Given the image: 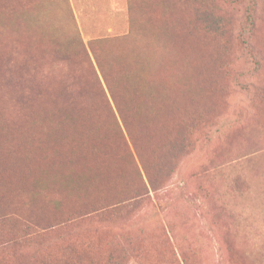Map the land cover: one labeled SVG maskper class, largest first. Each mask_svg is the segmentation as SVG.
<instances>
[{"label":"rangeland","instance_id":"374dc122","mask_svg":"<svg viewBox=\"0 0 264 264\" xmlns=\"http://www.w3.org/2000/svg\"><path fill=\"white\" fill-rule=\"evenodd\" d=\"M249 2L0 0V264H264V0L258 66L237 37Z\"/></svg>","mask_w":264,"mask_h":264},{"label":"trees","instance_id":"16d2710c","mask_svg":"<svg viewBox=\"0 0 264 264\" xmlns=\"http://www.w3.org/2000/svg\"><path fill=\"white\" fill-rule=\"evenodd\" d=\"M249 1L250 2L248 3V5L250 7L245 10V14L243 17V25H242L241 30L238 32L237 37L240 40L243 48L253 58V62L255 63V65L258 66V64H260V62L258 61L257 54H255L256 53L255 49H254V47L251 44L250 39H249L250 35L253 33V31L255 30V27H256V20L258 18L257 17V14H258L257 1L258 0H249ZM198 15H199L201 21L206 23L207 25L208 24L210 25V21H212L213 27L217 31H225V26L223 25L222 18L218 15V13L215 10L209 9L208 7H206V8L204 7V8H201L198 10ZM102 40H95V41H92L90 43V48L92 49V52H94V53H95V51L97 52V50H95V46L101 44L103 42ZM83 53H84L85 57L90 58L86 48L85 49L83 48ZM96 57H97V53H96ZM96 61H97V59H96ZM97 64H98V68H99L104 80H106L107 76L105 74L104 64L99 59H98ZM73 86H74L73 81L68 80L67 84L64 88V91H63L64 97L66 99V103L71 102L74 99L75 95L78 94V91H75ZM33 92L35 94V97H37V98L41 97V91L39 89H33ZM22 99H24L25 102H29V101H31V99H34L33 94H32V89H29V88L25 89L23 92ZM31 102H33V100ZM116 105H117L116 106L117 112L119 114V119L117 118V124L119 125L121 133L125 139V143L127 144V146H129L130 150L132 152H134V154L137 155V146L135 144L133 137L131 136V133H129L130 131H129L127 123H126L125 115L123 114L121 108L118 106L117 103H116ZM57 110H61L63 112V118H66V113H65V110H63V108L62 109L61 108L60 109L54 108V115H55ZM187 145H188V142H185V144L181 143L178 146V148L176 149V151L184 148ZM174 152H175V149H174ZM174 154L175 153H172V155H174ZM142 178H143V180L146 178L148 181L147 183L150 186L155 187V186H153V185H155V183L152 180V178L149 176L147 171L144 172V175L142 176ZM1 249L2 248L0 247V250ZM181 264H186V263H185V261L184 262L182 261Z\"/></svg>","mask_w":264,"mask_h":264}]
</instances>
